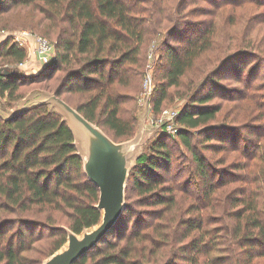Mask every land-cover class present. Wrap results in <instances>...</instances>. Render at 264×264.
Here are the masks:
<instances>
[{"label":"trees","instance_id":"16d2710c","mask_svg":"<svg viewBox=\"0 0 264 264\" xmlns=\"http://www.w3.org/2000/svg\"><path fill=\"white\" fill-rule=\"evenodd\" d=\"M186 1L150 0L147 6L145 0H0V13L11 5L34 7L40 14L39 18L35 16L38 28L52 39L56 49L50 64L27 77L19 67L28 58L26 46L12 37L0 44V59L6 63L0 66V111L8 116L0 114V264H41L29 261L24 252L30 250L26 242L31 229L42 223L4 218L3 212L22 214L47 208L63 216L60 221L47 217L48 231L56 237L47 258L67 244V230L82 235L97 226L103 216L97 208L100 191L85 174L84 160L68 121L51 104L13 117L12 104L26 97L20 89L34 86L32 92L55 93L115 142H124L119 139L134 135L137 118L125 108L135 97L121 92V88L137 84L144 75L139 69L146 43L165 32L163 41L155 45L156 55L161 52L156 66L164 68L162 81L153 94L157 114L164 110L160 107L168 97L167 89L181 85L207 48L199 39L180 35ZM167 23L172 27H166ZM174 39L190 45L177 52L170 44ZM244 54L246 51H239L225 57L191 95L196 82H188L189 98L177 119V135L159 134L149 151L136 158L120 221L75 264H254L255 259L264 257V213L259 193L249 191L245 185L239 198L230 203V210L226 207L224 213L231 214L235 226L207 229L203 213L208 207L216 208L219 200L213 195L226 186L224 174L229 169L245 174L253 161H259V167L254 165L250 172L254 178L242 175L239 181L264 183V147L257 156L260 143L251 137H263L264 129L250 121L240 126L213 124L222 107L210 103L214 91L207 92L212 83H221L216 78L222 74L243 77L242 67L236 64ZM12 63L15 67H10ZM4 69L12 73L3 75ZM57 72L64 76L55 80ZM157 91L160 95L154 99ZM73 96L84 100L73 106ZM242 98L245 96L234 100ZM244 133L250 136L241 147ZM200 140L203 142H195ZM197 145L212 153L234 150L242 159L217 167L199 153ZM218 162L224 163L222 158ZM180 164L192 166L191 178L183 184L176 183L185 172L176 168ZM174 168L172 180L166 175ZM192 186L197 191L195 199L207 205L192 204L184 211L178 193L186 194ZM129 192L139 196L138 208L146 209H133L127 202ZM192 212L198 215L191 217ZM12 224L18 226L16 237L6 240L4 230ZM220 231L225 235L222 243L218 240ZM219 244L224 246L225 257L220 254L224 251Z\"/></svg>","mask_w":264,"mask_h":264},{"label":"rangeland","instance_id":"374dc122","mask_svg":"<svg viewBox=\"0 0 264 264\" xmlns=\"http://www.w3.org/2000/svg\"><path fill=\"white\" fill-rule=\"evenodd\" d=\"M145 1L148 2L150 0ZM177 1L178 0H174V3ZM146 5L148 6L149 2ZM183 13L184 15L181 19V23L183 22V25H181V23L179 25L180 35L185 36L187 39H199L200 43L207 45V48L198 57L193 69L182 78L181 85L169 87L167 89L168 97L165 98L160 109L177 108L182 110L189 98L187 97L188 82L193 80L196 82V85L191 88V95L196 91L201 82L204 81L207 74L217 67V65H219L225 57H228L239 51H246V54H244L246 55L244 59L240 60L236 64V66L242 67L243 77L238 79L234 78L233 76L222 74L216 78L221 82L220 84L214 82L207 88V92L211 89L214 91L212 92L214 93V96L210 103H217L220 107H222L217 119L212 123H226L240 126L243 123L250 121V123H253L255 127H262L264 129V0H187ZM35 16L39 18L40 14L35 11L34 7L32 6L22 7L11 5L5 13H0V30L4 29L8 32L23 30L35 31L48 38V40L52 41L50 37L44 35L40 31V28H38L36 24L38 18L35 19ZM167 26L169 28L172 27L170 23H167L166 27ZM164 33L165 32H163L161 35H158L157 37H154L145 45L144 54L142 56V70L141 68L139 69L140 72L144 71V75L147 70L148 55L152 49L155 52L156 46L154 48V45L163 41L165 35ZM8 39L9 37L2 38L0 40V44ZM170 44L176 48L177 52H180L183 48H186L190 45L189 43L184 41L181 42L176 39L172 40ZM27 53L29 54V50ZM160 54L161 52H159V54L157 53L158 57ZM28 60L30 61V65H33V67H28L25 64L23 67H21V70L24 71L27 77L37 75L43 69L42 66H40L37 61L33 60L32 58H29ZM2 65H6V63L0 59V66ZM10 67H15V64L12 63ZM153 69V80L155 86L158 87L159 83L162 81L164 68L162 70L158 65L156 66L155 62ZM144 75H141L138 78L137 84L130 87L121 88V92L128 93L135 97L133 102L125 105V108L129 110L130 116L134 115L137 118L134 135L129 139H119V141H132L136 144L135 155L130 163L131 167H133L136 158L141 153L149 151V146L151 145L152 141L159 136L157 130L149 122V118L158 115L155 113L156 108L154 105L155 103H153V96L150 101L151 109H146L138 102V98L142 91ZM63 76L64 73L57 72L54 75V78L57 80V78L61 79ZM32 89H34V86H25L20 89L22 93L26 94V97L16 103H13L11 106L13 108L10 110V113H14L30 100L40 99L45 96V91L38 90L32 92ZM158 95H160V93L157 91L154 99H156ZM239 96H245V99L242 98L241 100H234ZM80 100L82 101L84 98L81 96H73L71 104L76 106L79 102H81ZM243 135L244 136H242V141L240 143L241 147L245 145L243 140H248V137L250 136L248 133H244ZM255 136V134L251 135L254 141H259L260 143V148L257 150V156H259L264 147V135L259 139L255 138ZM201 141L203 142V140L195 142L198 144V142ZM76 142L78 149L82 154V148L79 142ZM197 147L199 153L208 158L212 162H210L211 164H216L217 167L226 166L242 159L239 157L240 152L234 150L224 151L221 153H212L204 150L203 148L201 149L200 145H197ZM221 158L223 159L225 165H223L224 163L221 164L218 162ZM260 164L261 163H259V161H253L252 167L247 168V170L243 172L245 174L241 173L239 175V171L234 172L232 169H229L225 172L224 179L226 186L218 190L219 192H216L213 195V197L217 196V201L219 200L218 202H215L216 208L212 209L208 207L203 211L208 221L207 229H222V226L236 225L235 220L230 217L231 214H225L224 212L226 207H228V210H230V206L232 207V204L230 203L234 200V198H239L241 191L245 189L243 188L245 185L249 191L254 190L256 193L260 194V207L264 213V183L262 181L254 183L251 182L252 180L249 181L251 183H243L242 181H239V177L242 175L243 177L247 176L249 179L254 178V175H252L250 172L254 165L259 167ZM176 168L185 171L182 174V177L176 182L177 184H183L185 180L191 178V165L180 164V166ZM174 173L175 168L170 174H167L166 177L172 179L174 177ZM257 177L259 179L260 176ZM172 184L173 183L171 182V185ZM186 192L188 193H178L179 202L182 206L181 208L184 211L192 204L202 205V207L207 205L203 201L202 203H199V200L195 199L197 191L193 186L190 187ZM227 198L229 202L227 201ZM138 199L139 196L136 193L129 192L127 195V202L133 206V209H146L138 208ZM50 215L56 221L63 218L60 213L52 211L50 212L47 208H34L32 211L22 214H14L9 212L2 213V217L4 218H28L42 223V226H35L31 229V237L26 242V245L28 248H30V250L24 252V255L29 261H35L38 263L41 262V264H43L48 259L47 256L53 247V242L56 239V237L50 235L46 226L47 217ZM197 215V212H192L190 216L196 217ZM132 220L133 216H131V222L129 224L130 226L132 224ZM17 230L18 226L15 224L7 227L4 230L5 239L7 240L9 237H16ZM223 236H225L223 231L218 232L219 243H222L220 241H222ZM219 247H221V251H224V246L220 245ZM220 254L225 257L227 253L224 251ZM220 254L216 253V255ZM254 264H264V257L255 259Z\"/></svg>","mask_w":264,"mask_h":264},{"label":"water","instance_id":"95a60500","mask_svg":"<svg viewBox=\"0 0 264 264\" xmlns=\"http://www.w3.org/2000/svg\"><path fill=\"white\" fill-rule=\"evenodd\" d=\"M11 73L10 69L2 71L3 75ZM48 104L55 106L68 121L83 151L81 155L85 174L100 191L97 208L103 213L101 222L82 235L67 230V244L43 263L75 264L93 250L120 221L126 208V185L132 169L130 163L135 155L136 144L132 141L115 142L100 127L86 119L55 93L46 92L43 98L30 100L12 116L19 117L34 108ZM0 114L4 115L1 111Z\"/></svg>","mask_w":264,"mask_h":264},{"label":"built area","instance_id":"2783aa9c","mask_svg":"<svg viewBox=\"0 0 264 264\" xmlns=\"http://www.w3.org/2000/svg\"><path fill=\"white\" fill-rule=\"evenodd\" d=\"M12 37L14 41L19 43L21 46H27L28 41L32 40L34 44L33 53L37 63L43 68L50 64L56 57V49L54 43H52L47 38L38 35L30 30L8 32L6 30L0 31V40L2 38ZM155 48V45H154ZM156 62V55L152 49L148 55L147 70L144 75L142 83V91L138 98V102L144 106L146 109L150 108V101L154 94L155 83L152 76L153 65ZM25 63H21L19 67H23ZM180 109L168 108L164 109L157 116H152L149 118L150 124L157 130L158 134H167L175 136L177 135L180 125L177 119L180 114Z\"/></svg>","mask_w":264,"mask_h":264},{"label":"crops","instance_id":"0c3cea01","mask_svg":"<svg viewBox=\"0 0 264 264\" xmlns=\"http://www.w3.org/2000/svg\"><path fill=\"white\" fill-rule=\"evenodd\" d=\"M27 47V51L29 50V54H28V59L29 58H32L33 60H36L35 59V55H34V53H33V50H34V44H33V41L32 40H29L28 41V45L26 46ZM33 56V57H32ZM27 59V62H26V65L28 66V67H33V65H30V61ZM32 60V61H33Z\"/></svg>","mask_w":264,"mask_h":264}]
</instances>
